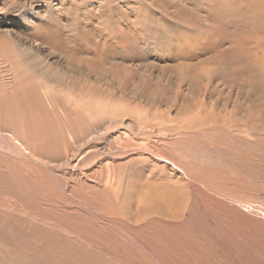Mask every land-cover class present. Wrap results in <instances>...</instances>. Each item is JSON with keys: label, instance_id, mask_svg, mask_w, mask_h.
I'll return each mask as SVG.
<instances>
[{"label": "rangeland", "instance_id": "1", "mask_svg": "<svg viewBox=\"0 0 264 264\" xmlns=\"http://www.w3.org/2000/svg\"><path fill=\"white\" fill-rule=\"evenodd\" d=\"M258 2L0 0V264H264Z\"/></svg>", "mask_w": 264, "mask_h": 264}, {"label": "bare ground", "instance_id": "2", "mask_svg": "<svg viewBox=\"0 0 264 264\" xmlns=\"http://www.w3.org/2000/svg\"><path fill=\"white\" fill-rule=\"evenodd\" d=\"M259 3V2H258ZM262 3V2H261ZM256 8V7H255ZM257 9V8H256ZM258 12V14H260V15H258V17H259V20L258 21H262V22H264V17L262 16V14L264 13V4H260L259 3V5H258V9H257V11H256V13ZM262 17V18H261ZM255 20V19H254ZM257 21V22H258ZM258 25V24H257ZM263 27V26H262ZM259 30H261L262 28H258ZM244 43L246 42V41H243ZM254 87H256V88H260L261 90H264V84H260V80L259 81H257V82H255V86ZM264 92V91H263ZM89 132V131H88ZM96 133V132H95ZM91 136V135H90ZM93 136H94V134H93ZM92 136V137H93ZM10 146V145H9ZM19 147V146H18ZM12 148H13V146H12ZM16 149H17V147H15ZM134 242V241H133Z\"/></svg>", "mask_w": 264, "mask_h": 264}]
</instances>
